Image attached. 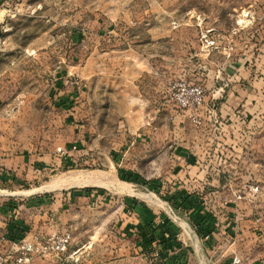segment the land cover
<instances>
[{"label": "rangeland", "instance_id": "1", "mask_svg": "<svg viewBox=\"0 0 264 264\" xmlns=\"http://www.w3.org/2000/svg\"><path fill=\"white\" fill-rule=\"evenodd\" d=\"M251 2L0 0V255L6 264L19 256L22 245L64 233L70 234L65 250L34 253L26 264L51 258L63 262L66 250L80 248L89 237L93 241L89 249H98L88 258L91 261L102 258L101 249L128 242L134 248L157 251L155 242L142 236L138 226L127 230L128 224L108 219L117 217L122 222L124 217L140 215L135 207L139 201L125 193L148 194L151 189L142 180L161 179L162 167L168 171L170 180L165 181L173 189L164 195L176 192L180 180L176 172L185 167L179 163L182 151L178 148L188 152L186 160L190 155L187 168L209 163L224 170L215 177V184L226 181L244 198L235 202L234 194L225 189L207 208L189 212L174 206L171 198L163 207L154 208L155 216L177 221L201 216L218 224L214 231L217 226L222 236L231 235L232 246L227 245L232 254L264 252V108L235 123L211 119L208 128V123L196 124L186 118L167 100L161 110L133 117L138 125L148 127L143 126L146 136L141 134L130 144L126 125L118 127L125 120L124 112L118 110L122 97L112 90L104 94L99 79L90 84L83 75L88 57L93 55L95 60L102 48L138 43L143 49H152L145 45L150 40V26L162 24L168 29L163 50L170 63L178 66L170 74L169 92L172 83L181 78L201 84L206 92L238 86L240 81L224 79L222 74L240 57V29L252 31L264 25V2L248 6ZM210 28L220 32H216V46L203 47L199 31ZM232 38L238 43L229 49ZM181 39L187 41L184 48ZM213 73L222 78H212ZM218 136L224 139L219 146L222 158L191 159L195 152L213 149L205 142ZM161 137H168L167 161L160 157ZM135 176L139 181L133 180ZM74 177L77 183L66 184ZM250 185H258L259 191H249ZM131 188L136 189L132 192ZM64 213L73 217L68 229L59 226ZM51 214L56 218L48 224ZM79 262L72 259L67 264Z\"/></svg>", "mask_w": 264, "mask_h": 264}, {"label": "crops", "instance_id": "2", "mask_svg": "<svg viewBox=\"0 0 264 264\" xmlns=\"http://www.w3.org/2000/svg\"><path fill=\"white\" fill-rule=\"evenodd\" d=\"M248 1H252L248 6L264 2V0ZM241 30L243 31L239 42L241 47L240 57L235 59L236 63H233L234 67L231 66L228 73L224 72L222 74L224 79L240 81L241 84L235 87L228 86L225 88H211L207 92L205 91V103L199 110L203 124H206L209 120L215 118V120L220 121L226 119L227 123H230V120H233L235 123V121L238 120L243 121L244 116L247 115V113L255 114L258 111H263L264 25L258 28H253L252 31L248 30V28L240 29V31ZM214 31L215 33L219 32L215 29ZM150 32V40L146 41L145 45L150 44L153 46L152 49H143L138 43L132 45L129 44L127 46L124 45V47L115 46L113 49L111 48L108 50L102 48L97 51V57L95 60H93V55L88 57L85 66L86 71H84L83 74L84 77L91 82L90 84L95 81L94 79H99L98 86L103 89L104 94H107L112 90L113 93L122 97L119 99L120 107L118 110L124 112L123 116L125 120H121L123 122L119 124L118 127L120 128L121 126L126 125L124 130L126 131L128 129L130 144L135 143L138 136L145 134L144 130L148 127L143 125V123L138 125L135 120L136 115L138 113L149 114L163 108L165 101L169 100L170 74L177 71L176 68H178V66H173L175 65L174 62L170 63L169 54L163 50V39H165L168 34L167 27L162 24H160V26L152 25L150 26ZM250 35H252V39L249 38ZM185 42L187 41H184V39L180 40L182 48H184ZM237 43L238 42H235L234 38H232L227 46L229 49H232ZM252 63L256 65V67H254ZM178 64L179 63L177 62V65ZM211 77L217 79L221 77V74L213 73L211 74ZM133 117L135 118L133 119ZM234 123L230 125L231 131H233ZM207 125L209 128V123ZM138 128H141V133L138 132ZM123 134L121 133V138H124ZM207 139H209V143H205L212 145L213 149L207 152H195L191 155V159H194L197 162H199L200 159L211 161V159L218 157L222 158L224 156L222 148L220 149L219 147L224 145L222 143V140L224 139L220 138V136L216 138L208 137ZM147 140H150V138H147ZM159 144L160 157L163 159L164 156L167 161L169 159L168 137H161ZM178 150L182 151V153L180 152L179 163L180 165H185V167L178 168V171L176 172L180 177L179 183H177L176 186V191L179 192V195L180 193H183L185 196H189L188 199H191V197L196 198L197 207L199 208H207L212 202L216 201V198H220V195H218V197L216 196L217 193L219 194V192L222 193L226 190H229L234 194L235 202H238L239 199L243 197L241 196V198L236 199V195L239 194V191L226 181L220 182L217 185L215 184V177L222 176L219 172H225L224 170L217 169L209 163H203L200 164L199 167H191V169H189L187 168V163L185 161L190 159V155L186 160L188 152L181 148H178ZM149 158L151 159L153 157L149 156ZM161 169V179H159V181L154 180V189H151L148 194L145 193L140 197V195H131V192L125 193L128 195L130 194V196H133L138 201L142 202H136L135 206L137 211L140 212V215L132 214L124 217L122 222L119 221V218L117 217H111L108 220H112L111 223H119L121 225L128 224L129 227L126 228L127 230H132L133 228L136 229V226H138L142 232L141 235L145 236V238H150L148 232L153 228V225H159L161 229L169 227L168 229L177 232L176 236L178 245L176 247L167 251H162L161 256H159L158 251L156 250L153 252L151 249L134 248V245H131V242H128V245L120 247L112 245V247L101 249L102 258L95 261L92 259L91 261L88 260V258L95 256V252H98V249H89V246L93 244V241L90 240L92 237H89L82 241V246H80V248L72 250L68 249L69 251L66 250L64 252L63 262L51 258L46 261H37L36 264H67V262L72 261V259L77 261L80 259V262L77 264H155L153 261L161 262V264H219V258L222 256H225V258L222 259L220 264H231L234 257L240 259L239 264H264V252L251 254L250 256L244 254L239 255L238 252H235V255L232 254L231 252H233V250L231 249V246L233 242L230 240L232 239L231 235L229 236L227 234L222 236L221 231L218 230L217 226L216 230L209 234V236L201 238L197 234L190 218L177 221L174 218L161 220L159 217L155 216L156 212L154 211V208H161L164 206V203H167V201L161 197L162 194H159L161 196H158V194L155 193L159 183H161L160 191L163 195L164 193L168 194L173 190L172 187L170 189L169 183L166 182L167 180H170L168 171L165 170L166 168L164 167ZM110 177L115 180L112 176ZM115 181L121 182L117 180ZM167 184L168 187L165 189V185ZM98 186L102 188H112L109 185L104 184ZM135 189L131 188V191L134 192ZM225 199H227V197ZM229 201L230 200L226 202L228 203ZM53 216L54 214H51L48 217V224L54 223L53 221L56 217ZM89 219L90 218H80L79 220ZM72 220L73 217H67L64 213V218L59 223V226L63 229H68V227L72 226ZM223 233L226 234L225 231H223ZM131 240L129 239L128 241ZM134 241L135 240H133V242ZM119 242L121 243V241H116V243ZM153 242L155 241H152V243ZM227 242L230 243L231 246H228ZM146 245L149 246V243ZM82 259H86V262Z\"/></svg>", "mask_w": 264, "mask_h": 264}, {"label": "built area", "instance_id": "3", "mask_svg": "<svg viewBox=\"0 0 264 264\" xmlns=\"http://www.w3.org/2000/svg\"><path fill=\"white\" fill-rule=\"evenodd\" d=\"M199 40L203 47H215L217 43V34L214 29H200ZM68 81V80H67ZM70 83H73L70 81ZM206 93L204 87L196 82H191L185 78L175 80L169 92V101L176 107L178 112L183 113L186 118L196 124H201L202 120L199 114L200 108L205 103ZM249 191L257 193L258 185H250ZM241 194L236 195V199L241 198ZM209 235H206L207 237ZM70 240V234L48 237L43 242L36 244L26 243L19 248V256L11 264H26L30 256L34 253L43 255L49 251H63L66 249ZM3 256L0 255V264H6ZM240 259L234 257L231 264H239Z\"/></svg>", "mask_w": 264, "mask_h": 264}, {"label": "trees", "instance_id": "4", "mask_svg": "<svg viewBox=\"0 0 264 264\" xmlns=\"http://www.w3.org/2000/svg\"><path fill=\"white\" fill-rule=\"evenodd\" d=\"M133 180L135 182L139 181V177L135 176L133 178ZM159 181V180H157ZM142 182L144 184H147L148 187L150 189H154L153 187V182L154 180H149V181H145L142 180ZM160 188H161V183H159V185L157 186V190L156 193L160 194ZM89 190V189H88ZM179 192H173L171 194V196L169 197L167 194L166 195H162L163 199L166 201H170L171 198V202H174V206H176L177 208L182 209L183 211H191L194 208H197V199L191 197V199H188V195L187 196H183L182 194L178 195ZM180 196V197H179ZM137 202V201H136ZM139 203H141L139 201ZM191 214V213H190ZM192 224L194 225L197 234L203 238L206 235L211 234L214 231V223L212 222H208L206 218L204 217H193L191 216L190 218ZM166 225V224H164ZM169 228V227H168ZM167 227L165 229H161V227L155 226L154 228L151 229L152 234H150V243H152V241H155L154 246L158 247V255L161 256L162 251H167L169 249H172L173 247H176L178 245L177 242V236H176V231L175 230H171L168 229ZM154 230H157L158 232H154ZM155 264H161V262L156 261Z\"/></svg>", "mask_w": 264, "mask_h": 264}, {"label": "bare ground", "instance_id": "5", "mask_svg": "<svg viewBox=\"0 0 264 264\" xmlns=\"http://www.w3.org/2000/svg\"><path fill=\"white\" fill-rule=\"evenodd\" d=\"M80 178H81V177H80ZM85 178H86V177H85ZM77 179H78V178H75V177H74L73 179L67 181L66 184H68V183L71 184V183H74V182L77 183ZM61 180H62V179H61ZM56 181H57V180H56ZM81 181H82V180H81ZM61 182H62V181H61ZM78 183H79V182H78ZM62 184H63V182H62ZM54 185H55V182H54V184H51V186H54ZM58 185H59V184H58ZM114 186H115V185H114Z\"/></svg>", "mask_w": 264, "mask_h": 264}]
</instances>
